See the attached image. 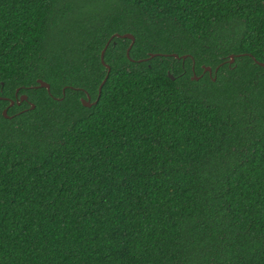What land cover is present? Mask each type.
<instances>
[{
    "label": "trees",
    "instance_id": "obj_1",
    "mask_svg": "<svg viewBox=\"0 0 264 264\" xmlns=\"http://www.w3.org/2000/svg\"><path fill=\"white\" fill-rule=\"evenodd\" d=\"M255 60L264 0H0V264H264Z\"/></svg>",
    "mask_w": 264,
    "mask_h": 264
},
{
    "label": "water",
    "instance_id": "obj_2",
    "mask_svg": "<svg viewBox=\"0 0 264 264\" xmlns=\"http://www.w3.org/2000/svg\"><path fill=\"white\" fill-rule=\"evenodd\" d=\"M113 37H121V38H128V39H130V43H129L127 49H126V54H127V56H128V55H129V54H128V53H129V50H130V48H131V46H132V44H133V42H134V36H133L131 33H129V32H126V33H118V32H115V33H113V34L110 35V37H109V39H108V42H109V40H111ZM108 42L106 43V45L103 47V49H102L101 52H100V60H101L102 65L106 68V72H107V73H106V75L104 76V78L102 79L101 83L99 84V86H98V88H97L98 95L100 94L101 87H102V85L104 84V82H105V80H106V78H107V74H108V72L110 71V65H108V64L104 61V52H105V49H106V47H107ZM158 54H162V53H149V54H148V57H146V59H147V58H150V57H153V56H155V55H158ZM163 55H165V56H167V55H169V56H173L174 58H179V57H181L182 59H184V58L186 57L185 54L179 56L177 53H174V52H171V53H169V54H163ZM138 60L140 61V60H142V59H138ZM233 61H234V54H229V55H228V59H227L228 64L232 63ZM255 61H256V60H255ZM256 62H257L258 64H260L261 66L264 67V61H263V62H261V61H256ZM201 68H202V73H201L200 75H196L195 73H193V75L191 76L192 79H198L199 76H201V75H202L203 73H205V72H208V73L211 75V73H212V68H211L209 65H204V64H202V65H201ZM217 68H218V67L214 68V75H213V77H212L213 80H215V77H216V70H217ZM167 75H168L170 78L174 79L173 74H172L169 70H167ZM36 83H37V84H36L35 86H33L34 88H35V87H45V88L47 89V91L49 92L50 85H49L48 82H46V81H44V80H42V79H40V78H37V79H36ZM18 90H19L18 88L15 90V96H16V98H15L14 100H13V99H8V100H9L8 105L2 110V114H3V116H5V117H10V115L7 114V109H8L9 106H12L15 102H16V104H20L22 101L27 100L28 97H27V95H26L25 93H22V94H20V95L17 94ZM63 90H64V89H63ZM79 101H80V103H81L82 105L89 107V106H91L92 104H95V103H96L97 98L94 99L93 101H91V96H90L88 93H86L85 96H80V97H79ZM29 104H30V105H29V108H34V106H35L34 103L29 102Z\"/></svg>",
    "mask_w": 264,
    "mask_h": 264
},
{
    "label": "flooded vegetation",
    "instance_id": "obj_3",
    "mask_svg": "<svg viewBox=\"0 0 264 264\" xmlns=\"http://www.w3.org/2000/svg\"><path fill=\"white\" fill-rule=\"evenodd\" d=\"M193 68V67H192ZM207 74L209 75V76H212V75H214V70L212 69V73H211V75L207 72Z\"/></svg>",
    "mask_w": 264,
    "mask_h": 264
}]
</instances>
